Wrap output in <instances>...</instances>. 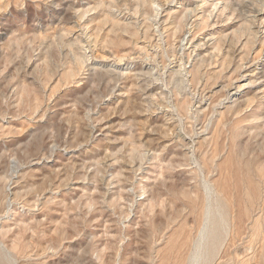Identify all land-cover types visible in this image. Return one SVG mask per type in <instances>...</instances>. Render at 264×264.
Segmentation results:
<instances>
[{
  "label": "rangeland",
  "instance_id": "obj_1",
  "mask_svg": "<svg viewBox=\"0 0 264 264\" xmlns=\"http://www.w3.org/2000/svg\"><path fill=\"white\" fill-rule=\"evenodd\" d=\"M209 204L264 264V0H0V264H191Z\"/></svg>",
  "mask_w": 264,
  "mask_h": 264
},
{
  "label": "bare ground",
  "instance_id": "obj_2",
  "mask_svg": "<svg viewBox=\"0 0 264 264\" xmlns=\"http://www.w3.org/2000/svg\"><path fill=\"white\" fill-rule=\"evenodd\" d=\"M219 4L220 3H217L216 5L214 4L215 7L211 10L210 15H209L211 19L214 18V16L216 15V13L218 11V5ZM221 6H222V4H221ZM157 9L159 11V8H157ZM240 87L241 86H239V88ZM240 91H241V89H238V87H237L236 90L231 92V95H233V96L239 95ZM217 208H218L217 213L218 214L220 213V215H222V213L219 210V204H217ZM212 215H213L212 214V207H211V204H209L208 209H207V220L205 221L206 224H205L204 228L202 229V232H201V235H200V240H199V243H198V246H197V251H196L195 255L192 258L191 264H198L199 263V261L201 260V258L203 256V248L206 245V243H208L210 241L211 245H213V246L215 245L214 240H216V237H217L216 234L218 233V229H219L220 226H219V221L216 220L215 217L212 218Z\"/></svg>",
  "mask_w": 264,
  "mask_h": 264
}]
</instances>
